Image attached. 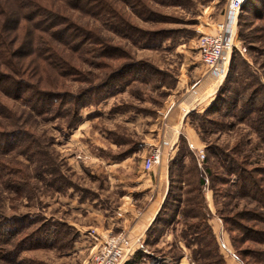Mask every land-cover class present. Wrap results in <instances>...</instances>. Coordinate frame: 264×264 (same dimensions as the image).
<instances>
[{
	"label": "rangeland",
	"instance_id": "1",
	"mask_svg": "<svg viewBox=\"0 0 264 264\" xmlns=\"http://www.w3.org/2000/svg\"><path fill=\"white\" fill-rule=\"evenodd\" d=\"M107 1L130 26L115 22L120 34L90 14L68 12L72 22L91 31L95 40L75 42L70 45L74 47L72 51L66 52L76 72L58 82L79 102L63 105V117L56 118L54 112L31 117L25 106L2 98L18 119H0V123L8 132L25 129L28 137L22 139L20 147L29 145L30 150L22 155L18 147L5 157L9 165L23 172L25 186L21 194L0 186V264H73L67 254L82 235L68 224L77 222L72 210L90 206L111 216L119 207L121 195L113 188L114 165L130 158L126 163L138 167L141 159L137 151L142 152L144 141L149 146L148 153L159 149L162 157L164 141L172 135L168 129L174 116H184L183 122L203 139L200 141L205 160L201 166L208 181V145L230 150L240 143L244 151L252 150L254 159L264 155V147L246 120L241 122L225 115L226 108L222 106L220 114H204L224 82L232 53L240 55L264 83V46L257 40L243 43L238 38L240 31L256 39L262 35L256 30L262 26L257 18L263 13L264 0H247L238 12L233 46L226 51V66L218 74L201 63L197 41L203 34H213L216 26L227 20V0H140L143 7H138L136 0ZM208 100L211 104L204 108ZM75 108L79 109L77 118L69 114ZM210 121L224 123L225 127L219 129ZM30 140L33 146L28 144ZM178 145L180 149L187 143L180 138ZM186 165L189 171L191 165ZM187 179H191L189 175ZM225 203H230V207L237 204L238 209L245 204L220 198L216 208L224 210ZM172 211L169 208L151 230L146 263L158 260L159 264H177L184 256L176 248L179 241L175 237L170 248L151 245L167 230L171 231L166 225L174 216ZM173 229L178 236L181 225L174 223ZM15 232L18 235L10 237ZM223 232L229 250L222 253L225 263L243 264L228 234ZM53 243L55 247L51 246ZM188 258L193 264L190 252Z\"/></svg>",
	"mask_w": 264,
	"mask_h": 264
},
{
	"label": "trees",
	"instance_id": "2",
	"mask_svg": "<svg viewBox=\"0 0 264 264\" xmlns=\"http://www.w3.org/2000/svg\"><path fill=\"white\" fill-rule=\"evenodd\" d=\"M136 1L138 7H143V2ZM69 10L92 15L116 34L121 32L115 28V22L130 27L107 0H0L1 120L18 119L17 114L2 102V98L25 106L31 117H43L53 112L57 115L56 118L63 117V105L79 102L62 89L63 84L58 79L72 77L76 72L67 59L69 55L66 52H71V48H74L70 45L75 42L80 44L84 40L91 42L90 39L95 40V37L91 36V31L72 22ZM136 14L142 16L140 12ZM257 19L262 26L256 31L262 35L256 39L255 36L245 35L240 31L238 38L243 43L257 40L264 46V10ZM252 51L261 52L260 49ZM262 52L264 55V51ZM98 57L99 54L96 58ZM219 106L226 108L225 115L241 122L246 120L247 126L264 147V83L235 52L231 54L224 82L204 114L208 116L219 113ZM69 111L72 117H78L79 109ZM210 124L219 129L225 127L224 123L215 121H210ZM4 128L0 123V186L6 191L21 194L25 186L24 174L20 169L9 165L10 162L5 157L18 147L21 148L22 139L28 137V134L25 129L8 132ZM200 140L203 141L201 137ZM31 142L30 140L28 144L32 145ZM241 146L236 143L230 150L206 146L208 158L205 163L209 166V185L217 216L229 236L237 258L243 264H264V155L254 159L250 152L252 150L244 151ZM21 149L19 154L26 155L30 146ZM187 162L191 165L189 171ZM188 175L190 180L187 179ZM205 185V175L198 167L193 153L188 146L181 147L169 163V190L152 226H157L165 212L173 208L174 216L170 217L166 226H174V223L181 225L179 235L176 236L175 233V238L190 251L191 262L226 264L209 224L212 215L204 202L202 191ZM220 198L245 204L242 209H238L237 204L230 207V203H225L224 210L217 209ZM1 219L2 217L0 221ZM16 222L19 224V221ZM1 227L3 226H0V237ZM152 229L148 230L143 247L150 245ZM15 234L16 232L12 233L10 237ZM55 235L54 238L57 239L58 236ZM54 243L51 246L55 247ZM247 243L253 244L252 247H238ZM41 247L45 246H39ZM147 258L142 250H137L123 264H145Z\"/></svg>",
	"mask_w": 264,
	"mask_h": 264
},
{
	"label": "crops",
	"instance_id": "3",
	"mask_svg": "<svg viewBox=\"0 0 264 264\" xmlns=\"http://www.w3.org/2000/svg\"><path fill=\"white\" fill-rule=\"evenodd\" d=\"M225 66L224 63L221 69L223 70ZM210 104L211 100H208L204 108H207ZM164 113L165 111L161 113V117L164 116ZM183 119L184 116L181 115L171 118L170 125L172 127L168 129L172 133L171 138L164 141L161 161L151 170L145 171L142 166V159L148 153L149 148L145 141L143 144L145 147L142 148V152H139L140 150L137 151L140 153L138 157L141 159L138 167L126 163L130 158L114 165L112 173L113 188L119 190L121 195L119 207L115 209L111 216H107L105 210H97L90 208V206H80L75 208L76 210H72L74 214L72 216H76L77 222H68V224L73 226L82 235L81 240L77 241L72 250L67 254L68 259L72 258L73 264H92V255L98 247L109 236L118 233H124L131 241L132 253L137 250H147L149 246L143 247V243L146 241L148 230L153 228V223L166 199L169 190V163L179 149L178 140L180 138L186 141L189 150L196 159L198 167L205 175L206 185L202 193L205 205L212 215L209 224L213 234L217 238L221 254L223 250H228V240L224 235L223 225L216 216L207 173L198 163L195 155L202 150L203 146L196 131L184 123ZM88 229L96 231L97 237L95 239L90 238L86 234ZM170 230H167L155 243L151 244L152 247L165 246L166 248H170L171 245L169 243L172 242L171 240L174 239L176 233L173 226H170ZM219 239L222 241L223 246H221ZM176 248L184 255L178 260L177 264H189L188 254L190 251L182 242H178ZM226 252H229V250ZM145 264H159V261L154 260V262Z\"/></svg>",
	"mask_w": 264,
	"mask_h": 264
},
{
	"label": "built area",
	"instance_id": "4",
	"mask_svg": "<svg viewBox=\"0 0 264 264\" xmlns=\"http://www.w3.org/2000/svg\"><path fill=\"white\" fill-rule=\"evenodd\" d=\"M247 0H227L226 12L228 18L216 26L213 34H203L197 41L198 55L201 63L211 72L218 73L224 65L226 51L233 46V27L236 16ZM196 155L201 165L205 155L200 150ZM161 161L159 149H153L142 159V166L145 171L151 170ZM91 238L97 237L96 231L90 229L86 233ZM147 254V250H142ZM132 243L124 233L109 236L97 249L93 256L94 264H123L132 255Z\"/></svg>",
	"mask_w": 264,
	"mask_h": 264
}]
</instances>
